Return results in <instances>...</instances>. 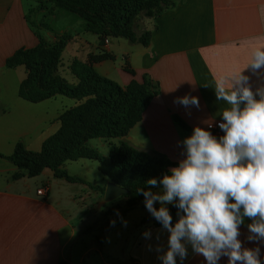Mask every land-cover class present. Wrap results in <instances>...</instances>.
Masks as SVG:
<instances>
[{"label":"crops","instance_id":"1","mask_svg":"<svg viewBox=\"0 0 264 264\" xmlns=\"http://www.w3.org/2000/svg\"><path fill=\"white\" fill-rule=\"evenodd\" d=\"M173 1V8L156 19L144 21L141 31L152 32L149 47L114 39L100 47L93 42L87 50L86 40L91 38L79 32L81 48L76 43L65 50V55L74 53L72 59L82 63H89L90 57L109 56L110 59L93 64L102 77L121 87L138 82L155 95L141 122L127 137L110 141L101 153L90 146L91 141L87 143L89 149L104 157H108L111 145L126 141L143 151L158 152L178 164L184 159L182 141L195 127L208 128L222 121L221 113L228 106L217 100L216 83L242 71L251 61L253 50L264 47V0ZM42 2L49 5L52 14L48 21L56 33L79 29L73 25L76 20L69 13L48 0ZM28 8V0H0L2 60L37 45L26 19ZM25 35L30 38L29 42L20 41ZM243 74L248 76L253 91L264 87V69L253 73L246 68ZM186 95L198 97L199 108H186L174 102ZM21 100L19 93L12 103L0 99V114L15 115L17 105L27 113L38 111L21 106ZM64 108L54 116H49L50 109L45 108L44 115L37 117L29 113L27 118L42 134L52 128L48 139L59 131L58 119L69 109ZM176 119L187 128L180 126ZM18 139L8 144L9 153L0 149V264H161L158 257L167 251L170 234L156 226L152 216H139L129 228L126 221L129 214L122 219L117 216L118 198L112 200L105 196L113 183L99 171L98 162L91 164V160L85 159L68 162L65 170L72 174L69 163H79L80 167L92 170L97 175L93 186L104 188V193L56 178L51 170L30 179L7 159L13 155ZM74 175L71 176L82 179V175ZM44 187L48 188V194L41 196L38 192ZM143 205L140 203L137 208L146 210ZM108 217L111 220L103 233L102 222ZM251 222L249 218L244 219L238 239L242 247L259 249L264 264V243L247 239L250 235L247 225ZM146 231L151 232L150 238L144 237ZM158 246L163 252L156 251ZM187 248L183 264H206L202 255L195 254L190 245ZM177 264H180L178 258ZM218 264H228V258L221 257Z\"/></svg>","mask_w":264,"mask_h":264},{"label":"trees","instance_id":"2","mask_svg":"<svg viewBox=\"0 0 264 264\" xmlns=\"http://www.w3.org/2000/svg\"><path fill=\"white\" fill-rule=\"evenodd\" d=\"M48 1L65 12H77L85 19L94 16L96 19L87 30L100 36L102 40L126 39L132 45L144 47H149L152 39L151 31H141L144 21L156 19L174 6L173 0ZM62 41L61 44L65 45L67 38L64 36ZM44 45L45 43L39 40L36 47L22 49L5 62L9 70H16L24 65L27 67V78L19 89L20 99L40 104L64 97L75 101V106L60 115L59 131L43 143L39 153L27 150L23 142H18L13 155L7 159L30 179L41 176L45 170H51L56 178L71 184H84L104 193V188L71 176L65 170L68 162L83 159L96 161L100 164L99 171L113 184L126 191V212L136 209L140 203H144V197L138 190H147L150 187L145 182L150 178H157L159 181L170 168L178 164L158 152L143 151L126 141L111 145L108 157L89 149L87 143L97 139L115 140L127 137L141 122L155 95L138 82L121 87L116 82L102 77L93 64L110 59L106 55L90 57L89 63H73L70 71L76 83L57 82L52 78V70L59 48L51 46L42 55L40 52ZM176 122L187 128L180 120L176 119ZM159 188L158 184L152 191L157 192ZM143 207L145 208V204ZM168 208L173 216L172 223L175 224L178 210L174 205H168ZM154 223L162 227L155 219Z\"/></svg>","mask_w":264,"mask_h":264},{"label":"clouds","instance_id":"3","mask_svg":"<svg viewBox=\"0 0 264 264\" xmlns=\"http://www.w3.org/2000/svg\"><path fill=\"white\" fill-rule=\"evenodd\" d=\"M246 68L253 73L264 69V47L253 50ZM243 70L215 86L217 100L228 106L218 124L224 135L214 136L211 125L195 127L182 141L184 159L159 181L148 179L147 190H138L146 210L170 234L167 251L156 248L163 252L161 264H177V258L183 264L188 245L206 264H218L221 257L228 264H262L259 249L242 247L238 239L240 226L249 218L247 239L264 243V87L253 91ZM174 102L199 108L196 96ZM158 184L159 191L153 192ZM168 205L178 210L175 224ZM143 235L150 238L151 232Z\"/></svg>","mask_w":264,"mask_h":264},{"label":"rangeland","instance_id":"4","mask_svg":"<svg viewBox=\"0 0 264 264\" xmlns=\"http://www.w3.org/2000/svg\"><path fill=\"white\" fill-rule=\"evenodd\" d=\"M28 6L29 8L26 18L27 22L37 38V43L39 40H42L45 43L44 48L40 53L44 55L51 46L59 48L58 52L56 53L52 70V78L57 82H67L69 84L76 83L75 77L71 74L70 67L76 61H80H78L77 59H72L74 53H72L71 55H65V50L67 49V47L75 46V44L78 43V40L81 39L80 34H78L79 32H84L85 34H87L88 38H91V41L86 40L85 45L87 47V50L89 48V45L91 46V44H94L93 42H95V44L100 47L106 45V40H108L109 43H111L113 40L112 38H105L106 40H102L100 36L94 34L90 30H87L88 26L93 25V22L96 19L94 16H91L90 19H85L77 12L68 11L67 13H69L70 16L73 17L74 20H76L75 24L73 25L79 26V29L73 28L69 31L66 30L64 33L58 34L53 30L51 23L48 21V18L52 14L51 10H49V5L47 6V4H44L42 0H28ZM140 25L141 24L139 23V26ZM64 36L67 38V41L65 45H62V38ZM20 41L29 42L30 38L28 37V35H25ZM77 48H81L80 43L77 44ZM25 50H28V48ZM72 52H75V48ZM22 56L23 55L21 54V59L23 58ZM5 61L6 60H2V58L0 57V99L1 101L6 103H12V101L16 100V98L18 97L20 83L27 78V67L24 65L17 68L16 70H9L5 65ZM55 99L57 101H47L46 103L40 104H28L25 103L24 100H21L19 102L21 106H31L32 108H37L38 111L29 112L33 113L32 115L37 117L45 114V108L50 109V111L48 112L49 116H54L57 111L66 109L64 107L71 108L75 103V101L64 97H57ZM16 107L17 111L13 116L3 117L2 114H0V149L3 151V153H9L10 147L8 144L13 142L15 138L19 137L17 141L23 142V144L29 151H40L42 149L43 143L45 142V139H47L53 129H48L43 134L40 133L37 128H33L30 119L27 118L29 113L19 110V105H17ZM110 141L115 142V140L97 139L91 141L90 146L98 149V152L101 153L104 148H107L106 144ZM89 163L96 164L94 161H91ZM69 164H71L69 165V169L72 173L71 175H82V179L85 182L92 185L95 184L94 181L97 175H95L92 170L88 171L85 167H80V165H77L79 163ZM125 200L126 199L124 198V196L118 198L117 202L120 205V210H118L119 212L117 213V216L122 219L129 214L126 218L129 228L139 216H143L144 218H148L149 216H151V214L147 210L140 208H136L130 212H126L127 206ZM156 205L160 207L159 202H156ZM110 220L111 219L108 217L106 221L102 222L103 226H101V229L103 233H105L103 231V228L108 226V221Z\"/></svg>","mask_w":264,"mask_h":264},{"label":"water","instance_id":"5","mask_svg":"<svg viewBox=\"0 0 264 264\" xmlns=\"http://www.w3.org/2000/svg\"><path fill=\"white\" fill-rule=\"evenodd\" d=\"M126 194V191L123 188L116 186L115 184H110L106 189L105 196L108 199H117Z\"/></svg>","mask_w":264,"mask_h":264},{"label":"built area","instance_id":"6","mask_svg":"<svg viewBox=\"0 0 264 264\" xmlns=\"http://www.w3.org/2000/svg\"><path fill=\"white\" fill-rule=\"evenodd\" d=\"M106 45H109V41L106 40ZM222 122V121H216L211 125V127L208 129L209 131L212 132V134L216 137H220L223 135V131L218 127V124ZM39 195L41 196H46V194H48V188L47 187H44L43 189H41L39 192H38Z\"/></svg>","mask_w":264,"mask_h":264}]
</instances>
